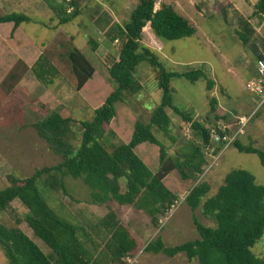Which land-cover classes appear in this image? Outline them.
<instances>
[{
    "label": "trees",
    "instance_id": "obj_1",
    "mask_svg": "<svg viewBox=\"0 0 264 264\" xmlns=\"http://www.w3.org/2000/svg\"><path fill=\"white\" fill-rule=\"evenodd\" d=\"M46 1L55 15H63L58 17L59 24H66L75 18L77 1L63 0L64 4L60 7H53L51 0ZM154 7L155 0H137L124 25L114 24L106 31L105 36L110 41L121 42L118 58L108 71L114 90L94 109L91 120L78 123L51 111L34 124L38 136L61 161L51 167L36 169L23 180L10 178V185L0 189V214L15 201L22 204L28 210L24 222L49 252L43 253L19 227L0 224V251L7 264H124L126 257L134 258L138 251L136 240L127 227L115 218L109 206L110 212L96 229L97 238L102 233L106 236L102 247L83 227L60 219L38 189V183L43 178L47 180L58 173L81 180L90 193L91 204L100 207L110 201L120 207L133 206L148 217L153 227H157L160 218L167 217L175 205L174 191L178 193V189L169 187L171 179L168 175L176 171L182 181L196 182L203 173V167L207 165L204 151L210 143L208 128L215 123L208 127V119L205 122L193 119L192 108L178 109L170 83L174 79H184L191 84L205 80L206 90L212 91L214 82L202 70L166 71L157 55L141 43V34L147 24L153 36L162 42L190 38L196 32L190 21L177 14L170 5H162L157 10ZM69 8L73 13H66ZM254 9V14L262 20L264 0H258ZM25 22H29V18L22 14L0 16V24H13L12 32ZM239 36L243 45H247L248 35L239 33ZM89 43L94 52L97 43ZM65 58L75 79V90L81 91L94 77L95 69L74 46L69 48ZM141 64L157 72L159 102L146 123L134 122L126 144L113 145L110 141L106 144L107 136L115 133L109 131L106 134L104 126L117 116V105L124 103L126 95L136 96L143 90L135 78L137 67ZM49 70L54 73L45 54L40 55L31 68L35 79L45 86L51 83L46 78ZM216 105V99H210V114H215ZM169 110L181 118V126L189 125L192 137L186 141L185 151L174 155L168 154L165 145L153 133L162 134L175 143L170 135L172 121ZM214 118V121L226 120V117L218 115ZM68 140L77 144L72 145ZM143 144L157 147L155 172L150 171L138 157L136 149ZM232 146L239 153L255 154L264 167L263 151L251 145L244 147L238 140ZM221 149L222 145H219L215 153ZM50 186L44 185L45 189ZM208 192L209 186L201 182L193 186L184 199L192 213V224L199 237L197 240L166 247L158 236L145 246L144 251L163 254L167 258L183 254L187 262L196 261L198 264H264L251 251L264 235V187L257 185L250 173L233 170L224 177L223 184L213 196L209 197ZM198 208L206 219L214 223V227L197 221L194 212Z\"/></svg>",
    "mask_w": 264,
    "mask_h": 264
},
{
    "label": "rangeland",
    "instance_id": "obj_2",
    "mask_svg": "<svg viewBox=\"0 0 264 264\" xmlns=\"http://www.w3.org/2000/svg\"><path fill=\"white\" fill-rule=\"evenodd\" d=\"M164 3L170 5L180 16L190 18L189 21L196 30L195 34L182 40L162 42L146 27L147 30L141 34V43L157 55L166 71L202 70L214 82L212 91H207L205 80H198L194 84L184 79L172 80L170 84L174 89L175 106L180 110L192 108L193 119L204 122L208 119V127L217 121H214L215 115L219 116L224 111L237 117L253 115L244 128L243 135L237 140L244 147L251 145L264 152V104L259 106L256 98L245 90L250 73L257 76L254 63L249 60L246 63V45H243L239 36V33L246 35L245 22L251 15L249 9L246 11V0H155L156 7H161ZM124 22L123 20L122 23ZM258 28L256 37L264 39V27ZM93 31L87 29L88 34L85 37H74L68 26H60L59 33L66 36L61 34L62 36L55 37L50 32L34 29V41L47 42L50 45L44 52L54 69V73L49 70L47 74L46 78L51 82L48 86L35 79L31 71L33 66L29 69L19 64L2 67L3 61L0 60V189L9 186L12 177L23 180L36 169L60 163V157L38 136L34 128L36 122L41 121L51 111L78 123L89 121L94 109L114 90L108 71L118 58L121 42H112L105 35ZM89 41L97 43L94 52ZM150 42H153L152 47L156 45L160 49L153 50ZM73 44L95 69L94 77L81 91L75 90V79L65 58ZM135 78L143 90L136 96L126 95L124 103L117 105V116L109 125L104 126L106 134L109 131L115 133L107 136L104 141L106 144L109 141L113 145L126 144L132 134L134 122L146 123L159 102L157 72L141 64L137 67ZM212 98L217 101L215 114L209 113V101ZM168 114L172 121L170 135L175 143H171L162 134L153 133L165 145L168 154L174 155L176 152L181 153V150L185 151L186 141L192 137L188 130L189 125L181 126L179 116H174L170 110ZM68 141L72 145L77 144L73 140ZM217 147L218 145H210L209 150L205 149L207 165L203 167V173L196 182L182 181L176 171L168 175L171 179L169 187L172 190L178 189V193L174 191L175 205L167 217L160 218L157 227H153L148 217L133 206L120 207L109 201L104 206L89 208L91 199L88 189L81 180H74L67 175L57 173L47 180L43 178L38 183V189L60 219L76 226L72 220L80 219L79 226L101 247L106 236L102 233L97 238L96 229L110 212L109 206L114 211L115 218L127 227L138 244L135 257H126L124 264H128L129 259L133 261L132 264H198L196 261L187 262L183 254L167 258L163 254L145 252L144 249L158 236L166 247L178 246L199 238L192 224L190 208L184 202L193 186L206 183L209 186L208 196L211 197L223 184L224 177L229 172L243 170L254 177L257 185L264 187V167L260 165L255 154L239 153L232 145L215 153ZM136 151L149 170L155 172L157 147L143 144ZM45 184H50L51 188L45 189ZM27 213L28 210L15 201L8 210L0 214V224L19 227L43 253L49 252L24 222ZM194 215L200 224L215 226L202 215L200 208ZM251 251L264 261V235ZM0 256V261L7 264L1 251Z\"/></svg>",
    "mask_w": 264,
    "mask_h": 264
},
{
    "label": "crops",
    "instance_id": "obj_3",
    "mask_svg": "<svg viewBox=\"0 0 264 264\" xmlns=\"http://www.w3.org/2000/svg\"><path fill=\"white\" fill-rule=\"evenodd\" d=\"M51 1V5H53V7H60L64 4L63 0ZM74 1H77V9L75 11L77 14L75 18L66 24H59L58 17H62L63 15H55L46 0H0V16L17 13L25 15L29 18V22L20 24L14 32H12V23L0 24V60L3 61L2 67L11 66V64H15L16 66L19 64L29 69L35 64L39 56L44 54V52L49 49L50 45L47 42L40 41L38 43L32 38L35 28L50 32L55 37L60 36L61 34L66 36L63 33H59L60 26H68L69 30L74 33V37H85L88 34L86 32L87 29H93V32L105 35L108 28L112 25L117 24L122 26V24L128 20L129 14L137 0ZM257 1L258 0H246V11L248 9L251 11L250 17H247L245 22V30L249 38L246 45V63L248 60L252 61L254 63V67L257 60L264 61V39L256 37V34L259 33L258 27H264V16H262L263 19L261 20L254 14V5ZM164 5L167 4L164 3ZM159 8L160 6L156 7L155 4L154 9L157 10ZM66 13L70 14L73 13V11L71 9L70 12ZM186 18L190 20V18ZM123 20L125 21L124 23H122ZM260 24L261 26H258ZM146 27L149 28V25L147 24ZM145 30H147V28H145ZM151 48L153 50L160 49L157 48L156 45ZM253 76V73H250L249 79L253 78ZM230 114L233 115L232 113ZM90 207L97 206L89 204V208ZM78 220L80 219L75 218V220L72 221L79 226ZM45 254H48V252ZM0 264L4 263L0 261Z\"/></svg>",
    "mask_w": 264,
    "mask_h": 264
},
{
    "label": "built area",
    "instance_id": "obj_4",
    "mask_svg": "<svg viewBox=\"0 0 264 264\" xmlns=\"http://www.w3.org/2000/svg\"><path fill=\"white\" fill-rule=\"evenodd\" d=\"M66 2H69V0H66ZM70 11L71 8L67 10V12ZM152 43L149 44L151 47ZM255 67L257 76L245 83V90L257 99L256 102L260 106L264 104V61L257 60ZM219 116L226 117V120H219L208 128L210 143L205 148L206 151L209 150L210 145H222V149L232 145L240 135H243L244 128L253 115L237 117L224 111ZM132 263L133 261L129 259L128 264Z\"/></svg>",
    "mask_w": 264,
    "mask_h": 264
},
{
    "label": "water",
    "instance_id": "obj_5",
    "mask_svg": "<svg viewBox=\"0 0 264 264\" xmlns=\"http://www.w3.org/2000/svg\"><path fill=\"white\" fill-rule=\"evenodd\" d=\"M257 100V99H256Z\"/></svg>",
    "mask_w": 264,
    "mask_h": 264
}]
</instances>
